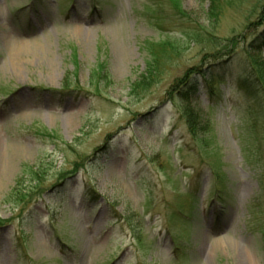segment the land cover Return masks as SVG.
Segmentation results:
<instances>
[{
  "label": "rangeland",
  "instance_id": "obj_1",
  "mask_svg": "<svg viewBox=\"0 0 264 264\" xmlns=\"http://www.w3.org/2000/svg\"><path fill=\"white\" fill-rule=\"evenodd\" d=\"M249 45L264 0H0V264H264Z\"/></svg>",
  "mask_w": 264,
  "mask_h": 264
},
{
  "label": "trees",
  "instance_id": "obj_2",
  "mask_svg": "<svg viewBox=\"0 0 264 264\" xmlns=\"http://www.w3.org/2000/svg\"><path fill=\"white\" fill-rule=\"evenodd\" d=\"M257 51L258 48L253 47V45H249L248 48H246V51H244L245 53H247L250 66L248 67V69L246 68L243 71L242 74L243 79L240 82V88L250 95L254 107L259 108L260 103L261 102L264 103V67L263 65H260L258 59L255 58L256 57L255 55L258 54ZM191 85L193 84H190V81H188L186 83H183L181 87L187 88L189 90L188 92H190L189 95H191L192 93L195 92V87H196L195 84L194 86ZM185 116L188 117L187 123L189 124L190 122L192 129H194L192 125L193 115L191 114V111L187 112Z\"/></svg>",
  "mask_w": 264,
  "mask_h": 264
}]
</instances>
